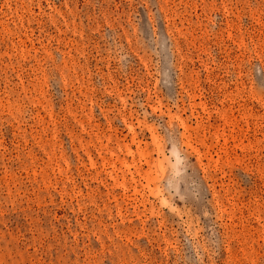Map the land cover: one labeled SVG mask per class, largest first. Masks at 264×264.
I'll use <instances>...</instances> for the list:
<instances>
[{"label": "rangeland", "instance_id": "1", "mask_svg": "<svg viewBox=\"0 0 264 264\" xmlns=\"http://www.w3.org/2000/svg\"><path fill=\"white\" fill-rule=\"evenodd\" d=\"M0 264H264V0H0Z\"/></svg>", "mask_w": 264, "mask_h": 264}, {"label": "bare ground", "instance_id": "2", "mask_svg": "<svg viewBox=\"0 0 264 264\" xmlns=\"http://www.w3.org/2000/svg\"><path fill=\"white\" fill-rule=\"evenodd\" d=\"M181 124L183 125V123H181ZM184 127H185V126H184ZM151 138H152V141L154 142L156 148L159 149L158 138H157V136H156L153 132L151 133ZM186 143H188V142H186ZM188 145H189V144H188ZM144 177H145V179H146V181H147V182H146V186H147V188L151 191V193H154V191L156 190V188L150 186V183H151V181H152V179H153L152 176H151V173H150V172H146L145 175H144ZM159 201H160V203H161L163 206H167V207H169L170 209H172L162 197H160ZM173 210H174V209H173ZM171 211H172V210H171Z\"/></svg>", "mask_w": 264, "mask_h": 264}]
</instances>
